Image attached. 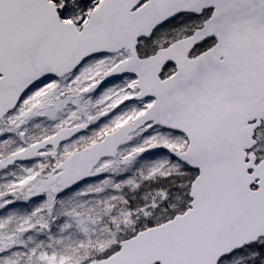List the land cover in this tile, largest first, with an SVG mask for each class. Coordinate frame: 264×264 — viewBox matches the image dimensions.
I'll return each mask as SVG.
<instances>
[{"label": "snow or ice", "instance_id": "obj_1", "mask_svg": "<svg viewBox=\"0 0 264 264\" xmlns=\"http://www.w3.org/2000/svg\"><path fill=\"white\" fill-rule=\"evenodd\" d=\"M0 264H264V0H0Z\"/></svg>", "mask_w": 264, "mask_h": 264}]
</instances>
